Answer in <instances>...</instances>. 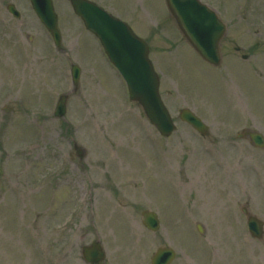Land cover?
<instances>
[{"label": "rangeland", "instance_id": "1", "mask_svg": "<svg viewBox=\"0 0 264 264\" xmlns=\"http://www.w3.org/2000/svg\"><path fill=\"white\" fill-rule=\"evenodd\" d=\"M90 1L148 42L177 130L161 136L130 100L70 0H52L59 49L32 1L0 0V264H56L62 245L65 264H88L82 247L94 241L101 264H152L165 246L177 253L172 264H264L241 213L253 211V160L264 161L245 135H264V0H253V36L250 25L231 29L220 67L189 45L165 0ZM182 109L209 126L206 137L180 120ZM144 211L158 215L157 233Z\"/></svg>", "mask_w": 264, "mask_h": 264}, {"label": "water", "instance_id": "2", "mask_svg": "<svg viewBox=\"0 0 264 264\" xmlns=\"http://www.w3.org/2000/svg\"><path fill=\"white\" fill-rule=\"evenodd\" d=\"M35 11L53 33L58 48L61 45V34L57 27V15L51 0H32ZM75 12L83 19L88 30L93 32L101 41L111 62L124 77L130 97L143 107L146 116L156 126L161 135L169 137L176 129L169 110L166 108L159 93L160 79L149 59L148 44L137 37L124 22L112 17L103 9L88 0H71ZM169 10L175 17L181 31L197 52L209 63L219 65L221 56L219 45L225 32V27L217 15L198 0H167ZM9 10L16 16L20 14L13 6ZM75 84H78L80 69H72ZM67 97L62 96L56 108L55 116L66 114ZM182 121L188 122L196 130L205 134L208 127L191 112L182 110ZM257 145H264L260 134H251ZM79 150V156L83 157ZM144 224L149 230L158 231L160 224L153 212H144ZM253 221H251V225ZM252 227V226H251ZM202 230V229H200ZM253 233V228H251ZM94 261H100L104 253L94 245ZM175 258V252L170 248L160 249L153 257V264H170Z\"/></svg>", "mask_w": 264, "mask_h": 264}, {"label": "flooded vegetation", "instance_id": "3", "mask_svg": "<svg viewBox=\"0 0 264 264\" xmlns=\"http://www.w3.org/2000/svg\"><path fill=\"white\" fill-rule=\"evenodd\" d=\"M203 4L213 9L219 18L227 26L226 37L230 34L235 35L231 29L237 26L250 25L252 31H248L253 36V0H200ZM239 34V32H237ZM225 37V39H226ZM224 39V40H225ZM224 42V41H223ZM236 53H241L242 49L235 47L233 49ZM253 54H251L252 56ZM251 56L247 54L242 55L244 61H248ZM257 161L253 160V211L249 206L241 208L242 215L246 219V227H248V219L253 216V246H257L264 259V166H259ZM82 247V254H83ZM73 251L72 249H70ZM257 252V253H258ZM54 252L47 249L48 257L52 256ZM66 248L62 245L59 247L58 257L54 261L57 264H65Z\"/></svg>", "mask_w": 264, "mask_h": 264}, {"label": "bare ground", "instance_id": "4", "mask_svg": "<svg viewBox=\"0 0 264 264\" xmlns=\"http://www.w3.org/2000/svg\"><path fill=\"white\" fill-rule=\"evenodd\" d=\"M44 251H45V249H44ZM15 261L17 264H22V262L20 260L17 261V257L15 258Z\"/></svg>", "mask_w": 264, "mask_h": 264}]
</instances>
